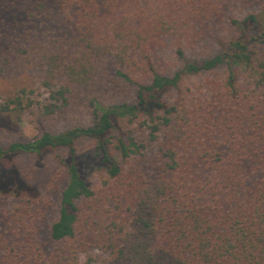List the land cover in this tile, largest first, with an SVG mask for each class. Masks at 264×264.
I'll use <instances>...</instances> for the list:
<instances>
[{"label":"trees","instance_id":"trees-1","mask_svg":"<svg viewBox=\"0 0 264 264\" xmlns=\"http://www.w3.org/2000/svg\"><path fill=\"white\" fill-rule=\"evenodd\" d=\"M11 111L0 264H264V0H0ZM50 152L55 203L3 183Z\"/></svg>","mask_w":264,"mask_h":264},{"label":"rangeland","instance_id":"rangeland-1","mask_svg":"<svg viewBox=\"0 0 264 264\" xmlns=\"http://www.w3.org/2000/svg\"><path fill=\"white\" fill-rule=\"evenodd\" d=\"M25 75L33 82L35 93L37 94L36 99L45 102L47 93L39 86L35 71L27 68ZM39 126L40 122L34 113L27 111L20 116H18L16 111L0 113V147L6 148L12 142L23 141L25 137L30 138L37 133ZM58 153L63 154V152ZM53 154L52 152L47 153L40 160H37L33 156H16L13 162V172L11 175L3 177V183L6 185H18L23 191L30 193L33 197L45 196L51 199L48 202L51 201V204L55 203L57 189L61 186L64 179L63 174L61 175L58 166L53 160ZM8 159L10 160V158ZM1 165L4 166V169L6 168V164H3L2 161H0ZM1 201L4 202L5 207L8 209L14 208L16 204V201L9 195H6L5 198L0 196ZM34 211V209L30 210L32 214L30 220L35 216ZM52 216L51 209L48 208L42 222L37 224V228L39 230L45 229ZM2 227L3 225L0 224V230ZM97 254L96 251L81 254L79 256V263L84 264L87 257H94Z\"/></svg>","mask_w":264,"mask_h":264}]
</instances>
